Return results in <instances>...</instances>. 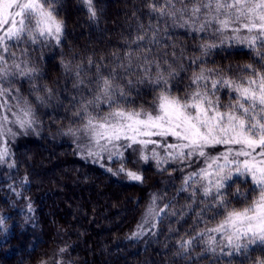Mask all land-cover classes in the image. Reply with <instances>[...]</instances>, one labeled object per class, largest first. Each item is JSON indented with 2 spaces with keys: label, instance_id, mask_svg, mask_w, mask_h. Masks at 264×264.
Instances as JSON below:
<instances>
[{
  "label": "snow or ice",
  "instance_id": "1",
  "mask_svg": "<svg viewBox=\"0 0 264 264\" xmlns=\"http://www.w3.org/2000/svg\"><path fill=\"white\" fill-rule=\"evenodd\" d=\"M79 2L89 19L97 22L95 0ZM148 7L158 17L170 18L173 27L203 34L197 48L200 56L190 60L198 70L186 86L182 88L181 81L174 87L172 81L188 69L180 65L177 71L172 64L162 68L145 54L142 75L135 82L126 79L121 86L119 81L134 71L132 51L124 58L113 54L115 68L106 73L102 61L90 57L87 68L77 66L74 72L64 64L74 74V87L87 95L75 101L72 126L61 134L77 142L82 159L133 184L145 183L146 166L169 176L180 173L178 192L188 193L192 202L184 209L199 220L194 235L178 241L180 255L187 257L194 245L202 244L205 253L240 259V264H264V0H162ZM62 9L61 0H0V164L8 167L15 166L10 142L29 132L38 135L40 125L32 102L15 85L23 80L39 91L34 84L39 69L30 63V49L62 43L67 27ZM149 28L151 36L137 35L128 47L135 44L137 50L151 51L148 46L158 43V29ZM233 46L246 49L251 62L202 66L217 49ZM153 64L154 77L147 66ZM88 69L94 75L85 79L81 73L86 75ZM137 83L153 86L147 105L138 104L131 95ZM44 91L50 99L52 90ZM35 101L45 103L38 95ZM241 184L247 191H241ZM163 199L151 195L132 238L155 235L164 220L177 217L174 198L160 203ZM5 222L0 216V231H6ZM64 251L54 254L53 264H63ZM255 253L261 255L253 259Z\"/></svg>",
  "mask_w": 264,
  "mask_h": 264
},
{
  "label": "trees",
  "instance_id": "2",
  "mask_svg": "<svg viewBox=\"0 0 264 264\" xmlns=\"http://www.w3.org/2000/svg\"><path fill=\"white\" fill-rule=\"evenodd\" d=\"M160 2L95 0L98 20L93 22L79 0H61V15L67 25L62 43L30 49V63L39 69L34 81L39 91L23 80L15 87L32 102L40 120L36 129L39 134L18 135L9 145L15 166L0 167V216L6 218V231H0V264H41L42 261L53 264V256L60 249L65 250L61 256L63 264H227L229 259H233V264H240V259L205 253L202 244L194 245L187 257L179 254L178 241L194 235L199 224L198 217L184 209L192 202L188 193L178 192L179 172L169 176L159 173L154 166H146L145 183L133 184L122 176H112L99 164L82 159L77 142L61 134L62 129L72 126L73 104L81 95H87L74 87L73 72L77 66L87 68L89 57L102 61L101 67L106 73L107 69L115 68L113 54L124 58L132 51L134 71L119 81L121 86L126 79L135 82L142 75L145 54L162 68L172 64L179 71L183 65L188 71H180L172 83L174 87L181 81L182 88L187 85L188 77L198 70L190 60L200 56L197 48L203 34L173 27L170 18L151 13L148 5ZM149 25L158 29V43L148 46L151 51L137 50L135 44L129 48L128 42L137 35L153 34ZM245 52L237 46L224 51L217 49L206 57L207 63L202 66L250 63L251 58ZM174 60H179V64H173ZM64 64H69L73 72H67ZM147 66L151 67L150 75L154 77L155 65ZM116 71L123 76L120 69ZM93 75V69H88L86 75L81 73L85 79ZM45 88L52 90L50 99ZM152 89L148 83H137L131 95L138 104L147 105L154 95ZM37 95L44 99V104L36 103ZM221 99L226 102L223 95ZM238 187L247 191L243 184ZM153 193L164 197L160 203L174 198L178 215L164 220L155 235L132 238ZM192 207L195 212L199 211L195 203ZM181 211H185L182 217ZM260 255L253 254V259Z\"/></svg>",
  "mask_w": 264,
  "mask_h": 264
},
{
  "label": "rangeland",
  "instance_id": "3",
  "mask_svg": "<svg viewBox=\"0 0 264 264\" xmlns=\"http://www.w3.org/2000/svg\"><path fill=\"white\" fill-rule=\"evenodd\" d=\"M239 49H241L242 50V48H239ZM246 50V49H245ZM247 51V50H246ZM5 164H0V167H2V166H4Z\"/></svg>",
  "mask_w": 264,
  "mask_h": 264
}]
</instances>
